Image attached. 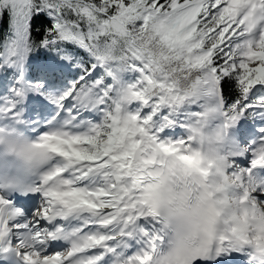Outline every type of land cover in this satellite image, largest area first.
<instances>
[{"label": "snow or ice", "instance_id": "snow-or-ice-1", "mask_svg": "<svg viewBox=\"0 0 264 264\" xmlns=\"http://www.w3.org/2000/svg\"><path fill=\"white\" fill-rule=\"evenodd\" d=\"M0 264H264V0H0Z\"/></svg>", "mask_w": 264, "mask_h": 264}]
</instances>
